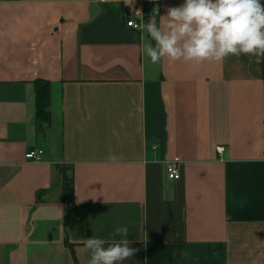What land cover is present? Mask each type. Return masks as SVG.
<instances>
[{"label": "crops", "instance_id": "1", "mask_svg": "<svg viewBox=\"0 0 264 264\" xmlns=\"http://www.w3.org/2000/svg\"><path fill=\"white\" fill-rule=\"evenodd\" d=\"M183 3L0 0V264H87L121 226L124 264H264V56L152 64L127 22Z\"/></svg>", "mask_w": 264, "mask_h": 264}, {"label": "clouds", "instance_id": "2", "mask_svg": "<svg viewBox=\"0 0 264 264\" xmlns=\"http://www.w3.org/2000/svg\"><path fill=\"white\" fill-rule=\"evenodd\" d=\"M125 3L131 4L132 0ZM158 15L156 8L147 22L141 16L136 25L144 33L142 51L152 64L167 61L199 65L222 62L229 56H264L261 0H184L181 5L166 9L162 24L158 23ZM128 232V226L116 227L113 236L120 239L107 247L104 239H85L87 264H124L132 258L138 249L130 246Z\"/></svg>", "mask_w": 264, "mask_h": 264}, {"label": "trees", "instance_id": "3", "mask_svg": "<svg viewBox=\"0 0 264 264\" xmlns=\"http://www.w3.org/2000/svg\"><path fill=\"white\" fill-rule=\"evenodd\" d=\"M36 98V119L39 123H49L50 114L48 107L50 106V83L46 81H37L35 83ZM73 187L70 179L65 178L64 196L65 200H71Z\"/></svg>", "mask_w": 264, "mask_h": 264}, {"label": "built area", "instance_id": "4", "mask_svg": "<svg viewBox=\"0 0 264 264\" xmlns=\"http://www.w3.org/2000/svg\"><path fill=\"white\" fill-rule=\"evenodd\" d=\"M158 8L160 13V7L155 6L154 9ZM153 9V10H154ZM153 12V11H152ZM129 22H132V26H129ZM139 24L137 21V18H131L127 22V27L138 29L136 25ZM223 148L219 147L217 148L218 153H222ZM44 154V151L41 149H32L26 152L25 154V160L28 162H38L42 159ZM167 176L170 180L177 181L181 178V173L179 171L178 165L176 163H169L166 167Z\"/></svg>", "mask_w": 264, "mask_h": 264}]
</instances>
